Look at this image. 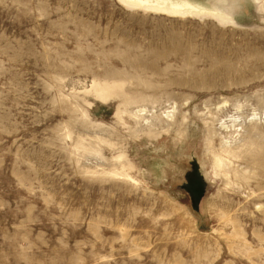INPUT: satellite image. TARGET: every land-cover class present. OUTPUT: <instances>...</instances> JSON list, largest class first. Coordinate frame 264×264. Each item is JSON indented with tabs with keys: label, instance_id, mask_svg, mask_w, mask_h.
I'll list each match as a JSON object with an SVG mask.
<instances>
[{
	"label": "rangeland",
	"instance_id": "374dc122",
	"mask_svg": "<svg viewBox=\"0 0 264 264\" xmlns=\"http://www.w3.org/2000/svg\"><path fill=\"white\" fill-rule=\"evenodd\" d=\"M225 11L0 0V264H264V0Z\"/></svg>",
	"mask_w": 264,
	"mask_h": 264
},
{
	"label": "bare ground",
	"instance_id": "6f19581e",
	"mask_svg": "<svg viewBox=\"0 0 264 264\" xmlns=\"http://www.w3.org/2000/svg\"><path fill=\"white\" fill-rule=\"evenodd\" d=\"M118 1L128 8L163 12L172 16H206L223 26L227 25L228 19L231 18L225 11L229 0H171L168 5H163L164 2L160 0H156V4H152L149 0Z\"/></svg>",
	"mask_w": 264,
	"mask_h": 264
},
{
	"label": "flooded vegetation",
	"instance_id": "af4514ba",
	"mask_svg": "<svg viewBox=\"0 0 264 264\" xmlns=\"http://www.w3.org/2000/svg\"><path fill=\"white\" fill-rule=\"evenodd\" d=\"M187 189H188V192L190 193V195L192 196V198L194 200H196L199 197V191L198 190H196L195 188L194 189H191L189 187Z\"/></svg>",
	"mask_w": 264,
	"mask_h": 264
}]
</instances>
